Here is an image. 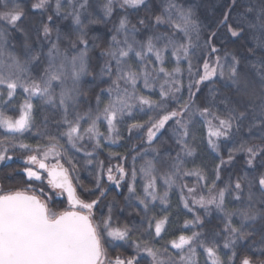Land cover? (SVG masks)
I'll return each instance as SVG.
<instances>
[{"label": "snow or ice", "instance_id": "obj_1", "mask_svg": "<svg viewBox=\"0 0 264 264\" xmlns=\"http://www.w3.org/2000/svg\"><path fill=\"white\" fill-rule=\"evenodd\" d=\"M198 7L0 0V264H264V0Z\"/></svg>", "mask_w": 264, "mask_h": 264}, {"label": "trees", "instance_id": "obj_2", "mask_svg": "<svg viewBox=\"0 0 264 264\" xmlns=\"http://www.w3.org/2000/svg\"><path fill=\"white\" fill-rule=\"evenodd\" d=\"M194 2L197 5H199V7L197 8V12H198V16L201 19V21H203L206 25H213L214 26L215 23L222 18V15L226 10L225 5L228 3V0H194ZM101 30L103 31V29H101ZM111 147H112L113 151H119L121 153H124L126 151V148H120L119 146H111ZM214 157H215L214 153H211L209 149L204 148L200 152H198V159L196 160V163L200 164L203 162V163L207 164L209 167H211V163H212ZM98 158H99V160H103L105 162V165L107 166L109 163L108 150L105 149L103 151V153L99 155ZM9 163L12 164L13 168L19 169L21 167V164H22V157L20 156L19 153H17L16 156H14V160L9 162ZM111 163L115 164V163H117V161L112 160ZM230 171L231 170L229 169L228 172H230ZM228 172H226L223 175V177H222L223 179H227ZM6 174L7 173H0V179H3V177ZM79 177H80L81 182L85 185H88L89 187H91V185L94 183L93 176H90L87 171H81L79 173ZM11 179H12L13 183H19L20 182V178L18 176H13ZM189 179H191V178H189ZM117 191H120L121 194L117 195ZM124 195H127L126 189L114 190L109 194V200H111V198L113 196H116V199L123 201ZM170 199H171V203L173 205V207H172L173 223H174V225L181 224L184 217H183V215H181V216H179L178 219L176 218L177 209L175 207L179 201L178 190H173V192L170 193ZM52 203L54 206L61 208V209L67 206L66 205V198H60L59 197L58 199L53 200ZM159 207L160 206H158V208H157L158 213H159ZM97 214H99V206H98ZM159 214H163V213H159ZM133 218H135L137 220L139 219V218L134 217V216H127L126 213L120 215L121 222L131 221ZM259 239H260V237L257 236L256 237L257 244L259 243ZM128 251H131V249H128ZM114 254H120V251L117 250V252ZM252 254L254 256H256L257 258H259V249L258 248L254 249ZM201 264H203V260L201 261Z\"/></svg>", "mask_w": 264, "mask_h": 264}, {"label": "rangeland", "instance_id": "obj_3", "mask_svg": "<svg viewBox=\"0 0 264 264\" xmlns=\"http://www.w3.org/2000/svg\"><path fill=\"white\" fill-rule=\"evenodd\" d=\"M38 183V182H37ZM59 198V197H58ZM58 198H56V199H58ZM56 199H54V200H56Z\"/></svg>", "mask_w": 264, "mask_h": 264}]
</instances>
